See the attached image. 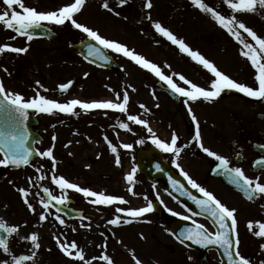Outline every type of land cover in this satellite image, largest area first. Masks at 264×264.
Instances as JSON below:
<instances>
[{
  "label": "rangeland",
  "instance_id": "374dc122",
  "mask_svg": "<svg viewBox=\"0 0 264 264\" xmlns=\"http://www.w3.org/2000/svg\"><path fill=\"white\" fill-rule=\"evenodd\" d=\"M215 1L205 0L222 14L227 13V7L222 3V0ZM151 2L153 7L148 9L144 6L145 0H127L123 6H119L118 0H109L110 7L114 11H108L102 7L103 0H86L81 12L74 18L99 31L102 36L121 42L137 54L143 55L149 61L157 64L166 75H173L174 82L182 87L187 86L179 81L178 76L174 74H183L188 80L206 89L209 88V83L214 77L210 73L208 75L200 71L202 65L193 61L186 53H182L177 45H173L167 38L157 33L153 27L155 22L167 27L174 35L183 39L192 50L201 53L225 74L243 76L242 73L234 70L229 58L230 52L221 48L220 41L217 42L215 34L220 31L219 28L222 30L224 28L209 13L194 6L191 0H151ZM24 3L39 5L36 8L45 11L46 8L56 10L58 5L62 7L72 3V0H24ZM5 9L6 6L2 0L0 12ZM16 10H20L18 6H16ZM12 36H16L13 31L0 24V45L8 43L16 47L27 46L29 51L21 54L5 53L0 55V77L3 79L6 89L21 93L25 98H32L36 93L30 91V84L37 85L36 82L39 81L40 85L48 90L45 92L37 85L40 94L61 103L71 99L87 102H119L116 93H120L119 100L122 101L123 92L127 90L130 97L128 114L138 115L141 119L147 120L156 136L166 142H170L173 132L179 136L177 142V146L181 148L179 164L185 165L187 156L191 158L194 151L198 149V144L193 139L196 123L192 120L189 112L187 119H183L177 112V107H180L181 104H175L166 95L155 93L152 90L155 80H159V78L151 71L111 50L108 51L118 62L119 68L114 71L98 69L86 64L75 53L74 48L66 40H63L64 37L51 42L47 40L28 42L17 38V36L12 40L10 39ZM68 36L79 39L85 37L86 34L75 29L73 35ZM221 36L227 37L224 33ZM5 68L8 69L7 72L4 71ZM85 73H88L87 77H85ZM68 81L74 83L65 93L59 94L58 85ZM26 83L27 89L22 85ZM233 102L238 103L233 97L227 98L224 92L212 101L199 99L189 102L199 123L200 133L208 131L210 125L217 127L218 130L228 131L227 110ZM140 104L145 105L146 109H141ZM186 109L188 111L187 106ZM105 110L107 113L105 118L98 116L101 111H94L91 114L92 118H77L76 120L58 112L55 114L43 113L39 117L43 127L42 139L37 147L42 151L52 147L54 143L52 137L55 134H57L61 147L71 142L68 149H61L59 158L55 160L56 164H60L59 167L63 173L69 174L71 179L82 186H87L96 192H104L107 195L123 197L129 203L93 205L89 203V200L93 198L89 197L87 198V218L76 222L81 225L80 228L66 219H64V224H60L51 215L50 209L45 212L39 202L42 198L40 193L42 186L48 187L50 191L53 190L52 161L50 159L41 158L39 161L30 162L20 171L8 173L11 182L7 188V197H19L26 205L24 199L19 195L18 189L29 188V200L35 207V212H33L26 205L27 214L24 213L25 216L21 219L23 227L20 228L19 219L11 220L12 226H18V232L22 229L23 236L18 233V238L28 237L33 232L39 235L41 247L37 250L35 260L25 264H82V262L73 261L61 251L54 239L57 236L61 240L66 238L69 242L76 241L79 247L84 250L85 258L89 260L101 255L104 249L99 245L106 242V254L113 259L114 264H135L133 252L142 264H221L218 255L213 250L207 251L205 260H200L198 251L177 241L169 232L167 224L161 223L155 213H146L135 219L124 217L131 219V222L127 224L122 222L119 226L108 224V221L117 215L115 211L117 207L139 208L146 206L145 196L148 200L158 201L163 210L174 207V204L161 183L148 182L138 171L135 174L133 185H129L126 181L123 174L126 175L135 167V153L140 145L137 140L143 139L146 148L151 142L150 134L140 125L130 124L133 132L116 127L111 121V116L114 115L112 112L115 110ZM75 111L77 114H82V110L78 107ZM119 114L126 121V114ZM105 135L114 145L119 146L122 143L133 145L131 150L118 147L121 161L119 166L115 163L116 155L110 151L108 143L104 139ZM163 153L172 163L174 156L171 153ZM37 168H42V172L38 173ZM39 175H43L45 179H37ZM103 175L109 176L108 181H104ZM4 176V174L0 176V180ZM16 178L18 180H15ZM29 178L32 180L31 184ZM154 185L155 187H153ZM130 186L138 195H132L128 191ZM17 193L18 196H16ZM157 194L163 204L157 200ZM8 200L10 199L8 198ZM41 212H45L47 220H39ZM198 221L211 231L207 221L201 219ZM237 221L240 253L246 254L245 251H248L251 255H257L256 263L252 264H262L264 249L261 248V245H264V238L257 237L254 234L255 230H249L247 224L252 221L254 228L256 222L264 223V217L255 219L253 214L245 213L237 215ZM88 224L91 225L90 229L82 226ZM243 228L247 230H242ZM23 241L22 249L12 248V255L20 252L31 254L30 241L24 239ZM257 249L262 252H258ZM92 264H105V262L92 260Z\"/></svg>",
  "mask_w": 264,
  "mask_h": 264
},
{
  "label": "snow or ice",
  "instance_id": "6c2138e0",
  "mask_svg": "<svg viewBox=\"0 0 264 264\" xmlns=\"http://www.w3.org/2000/svg\"><path fill=\"white\" fill-rule=\"evenodd\" d=\"M126 2L127 0H118L119 6H123ZM85 3L86 0H74V2L62 6L57 10L45 12L38 11L35 7L26 6L24 0H3V4L6 6V9L0 12V24H2L6 29L14 31L16 36L25 37L26 40L30 42L34 38V30L41 28L48 30L46 25H64L66 22H70L75 29L85 33L91 41H95V44H87V55L85 59H88V57H97L100 60L107 61L108 56L104 55L101 51L102 47L103 49L111 50L117 54H122L140 67L151 71L159 78L160 81L164 82L173 93L185 98L184 103L188 107V112L191 115L192 120L196 123V131L193 137L194 141L198 144L200 149L207 154V156L214 158V160L218 162L213 170L227 176L229 182L237 187L247 199L253 200L258 196H264V183L260 182L259 176L250 178L245 174L243 168L231 166V162L227 157L218 154L203 145L199 130V123L189 104V102H195L199 99L212 101L215 98H218L221 93L225 92V90H237L244 93L248 97L264 100V36L258 35L252 27L247 26L246 23L239 20L236 15L254 13L258 10L264 11V0H222V3L227 6L231 14H222V12L217 10L215 6H210L205 2V0H191V3L194 6L205 13H209L221 27H223L239 42L240 45H242L241 55L250 61L252 67L257 73L254 77L258 84V87L256 88L247 86L244 83L237 82L236 80L230 78L223 71L219 70L213 62L206 59L201 53L192 50L183 39L178 38L167 27L159 22H155L153 24L157 33L167 38V40H169L173 45H177L182 53H186L193 61L202 65V67L214 77V79L210 81L208 89L198 86L188 80L183 74H174L178 76L179 81H182L187 87L180 86L178 83L174 82L173 75H166L157 64L149 61L143 55L137 54L134 50L129 49L127 45L121 42L102 36L99 31L94 30L92 27L78 22L74 17L76 14L81 12ZM16 6L19 7V11L16 10ZM144 6L151 9L153 7L151 0H145ZM102 7L108 11H114V9L110 7L109 0H103ZM116 14L119 15V13ZM149 19H151V17H149ZM243 34H246L247 37H250L251 41L255 43L253 44L248 42L244 38ZM16 36H12L10 39L14 40L16 39ZM97 45H99V47ZM28 51L29 48L27 46L16 47L8 43L0 45V55L5 53L21 54L27 53ZM4 71L7 72L8 69L5 68ZM87 76L88 73H85V77ZM73 83V81H68L58 85V88L60 92L63 93L67 91ZM36 84L39 85V87L45 92L48 91L43 88V85H40L39 81H37ZM133 91H135V89H133ZM116 96L119 102H85L80 99H71L61 103L57 100L47 98L45 95L40 94L39 91H37L36 96L32 98H25L21 93L12 92L6 89L3 80H0V152L4 153V157L0 159V165L7 166L11 164L19 167L21 165L29 164V158L32 156V150L27 147L29 133L25 125V122L29 118V110H36L46 114H55L58 111L60 113L76 115L77 113L75 110L78 107L85 112L93 109H111L118 111L119 113L126 114L127 122H118L117 126L127 132H133V128L130 124L140 125L147 129V132L150 134L151 143L163 152L171 153L174 156L172 161L173 165L179 169L180 175L184 177L188 185L200 194V196L194 195L188 190V188L185 187L183 183H181V181L174 179L171 176L168 177L172 188L179 192L182 196L191 200L199 209V212H195L191 208L187 209L190 215H182L168 209L173 216H179L182 220L191 221L192 226L184 228L178 235L172 233L176 236V239L181 244H185L186 241H190L192 244L199 245L204 248L215 246L222 250L223 257L226 258L227 264H251L250 259L243 256L239 251V238L237 234L238 221L236 218L237 210L235 208H229L227 205L222 203L213 192L201 186L200 183L193 179L181 167L178 162V158L181 154V148L177 146L179 136L173 132L170 142H166L165 140L158 138L153 132V129L149 126L147 120L141 119L138 115L128 114V105L130 102L128 91L125 90L123 92L122 101L119 100L120 93H116ZM139 107L141 109H146V106L143 104H140ZM52 139L53 141L56 140L55 135ZM104 139L108 143L110 151L116 155L115 163L119 166L121 161L118 147L131 150L133 145L130 143H122L119 146L114 145L106 135ZM144 142L145 141L143 139L137 140V143L139 144H143ZM54 146L55 145L53 143L52 147L39 153V155L52 161L51 181L60 189L62 194L54 195L48 187H43L42 191L45 194V197H42L39 202L45 212H47L50 208H55L56 213H59L61 209L57 206L66 205L68 203V190L81 193L86 198H93L89 200V203L93 205L129 203L123 197L107 195L104 192H96L70 182L64 176H57L55 174L56 161L53 155ZM258 148L260 151L264 152V144L259 145ZM253 167L264 171V156L254 160ZM156 168L159 171H163V169L160 168V165H156ZM36 171L40 173L42 172V168H37ZM136 172L137 168L133 167L131 171L126 174L125 179L129 185L134 184ZM37 179L43 180L45 177L43 175H39ZM29 183H32L31 178H29ZM153 187H155V185ZM18 191L24 199L27 207L35 212V207L29 200L30 189L19 188ZM128 191L132 195H138L131 186L128 188ZM169 195H171V193H169ZM156 198L157 200H160L159 194H157ZM145 200H147V204L143 207H117L115 209L117 215L113 219L109 220L108 224L115 226H119L122 222L127 224L131 222V219H126L124 217L135 219L144 216L146 213H151L154 210V204L151 200H148L147 196H145ZM160 203L163 204V201L160 200ZM45 212H41L39 214L40 221L47 220L48 217ZM202 214H207V218L212 220L214 226L218 229L217 231H209L203 223H199L194 219L197 215ZM54 218L60 224L65 223L60 215H55ZM256 224L259 230L255 231L254 234L257 237L264 238V223L256 222ZM82 226L89 229L91 227L90 224ZM247 227L249 230H252L253 222L249 221ZM73 231H75V229H73ZM0 232L5 234L0 235V250L11 256L10 261L7 259L0 260V264H24L25 261L35 260L37 250L41 247L38 233L33 232L28 237L21 238L30 241V255H12L9 241L10 238L18 235V226H9L6 222L0 221ZM54 239H56L57 245L61 251L73 261H79L82 262V264H92V260H99L105 262V264H114L113 259L106 254V242L99 245V247L104 249L101 255L99 257H93L89 260L85 258L84 250L79 247L76 241L69 242L66 238L61 240L58 236L54 237ZM261 248L264 249V245H261ZM132 255L135 264H142V262L135 256L134 252ZM189 259H191V257H189ZM222 264H224L223 261ZM262 264H264V262H262Z\"/></svg>",
  "mask_w": 264,
  "mask_h": 264
},
{
  "label": "flooded vegetation",
  "instance_id": "af4514ba",
  "mask_svg": "<svg viewBox=\"0 0 264 264\" xmlns=\"http://www.w3.org/2000/svg\"><path fill=\"white\" fill-rule=\"evenodd\" d=\"M2 0H0L1 2ZM26 6L29 7H39V5L25 3ZM37 9V8H36ZM47 11L51 10L52 8H46ZM41 11L40 9H37ZM239 20H242L246 23L247 26L252 27L253 30L257 32L258 35L264 36V11L258 10L254 13H243V14H236ZM46 27L50 30L53 34L55 39H51L52 41H56L59 38H67L68 34L72 33V30L66 28L61 25H54L49 24ZM222 31L221 33H219ZM217 31L215 34V38H217V42L220 41L222 43V47L225 51L230 52L229 58L231 59V64L234 66V70L242 73L243 76L238 74H229L228 76L237 82L244 83L247 86H251L253 88L258 87L257 82L255 81L254 77L257 74L256 70L252 67L250 61L241 55V47L242 45L231 36L225 29ZM224 33L225 36H221ZM56 35V36H55ZM244 38L250 42V37H247L246 34H243ZM49 39V41H51ZM223 50V51H224ZM220 70V69H219ZM226 97H233L237 102L231 103L228 113V131L218 130L217 127H213L210 125L208 131L201 132L202 135V143L205 147H208L212 151L217 152L225 157H227L230 162L231 166H237L244 169L245 174L250 178H255L257 176L260 177V182L264 183V171L253 167V161L264 156V152L260 151L258 146L264 144V100H258L252 97H248L244 93L241 92H232L230 94H226ZM238 104V105H236ZM36 114L41 112L36 111ZM37 124L33 127L39 134L42 133V122L39 119V115L37 117ZM216 124V123H214ZM204 136V138H203ZM55 147L53 150L54 155L58 156L61 152V149L65 150L68 149L70 144L67 143V146L61 147L59 144L58 137L56 136ZM239 153V155H238ZM0 159L2 156L0 155ZM193 159V160H192ZM186 164L181 165V167L201 186L205 187L209 191L213 192L214 195L225 205L229 208H235L236 211V218L237 215L241 214H253L255 219H260L264 217V196H258L253 200H249L245 198L241 192L232 188L231 186L225 183V179L228 177L222 175L219 172L214 171L217 161L214 158L207 156L200 148L195 150L194 155L190 157L187 156ZM24 167L16 168V171L22 170ZM59 169V170H57ZM57 176H64L67 180L74 181L71 179L69 174H64L63 170L59 167L57 168ZM61 169V170H60ZM86 170V169H83ZM172 170L175 173H179V169H177L174 165H172ZM11 169L8 166L0 165V176L3 174L5 175L2 180H0V221L6 222L9 226H12L11 220L15 218V220L19 219V226L20 228L23 227L21 219L24 218V213L27 214L26 205L22 202L19 197H7V188L10 183L8 173H11ZM20 179V178H19ZM15 180H18L17 178ZM228 180V179H227ZM186 181V180H185ZM19 183L21 181L19 180ZM77 183V182H76ZM187 183V181H186ZM81 187V184L77 183ZM188 184V183H187ZM190 186V185H189ZM191 187V186H190ZM52 193L54 195H61L60 189L53 184L52 186ZM195 190V189H194ZM196 192V190H195ZM197 193V192H196ZM198 194V193H197ZM68 203L65 205L66 207H73L77 210L83 211V216L87 218V198L83 196L81 193H77L73 190H68ZM18 196V193L16 194ZM170 200L174 204V207H168L172 211H176L182 215H190L187 209L189 207L187 204L174 199L173 197L169 196ZM8 198L10 200H8ZM13 198V199H11ZM21 200V201H20ZM20 201V202H19ZM240 201V203H239ZM19 202V203H18ZM257 208V209H256ZM166 210L167 216H171L170 211ZM56 213V212H55ZM62 218L61 214L57 213ZM199 219L207 221L210 225V229L215 231L214 226L204 217L197 216ZM83 218V219H84ZM82 219V218H81ZM180 219V217H178ZM73 223L75 221L72 220ZM15 224V223H14ZM241 224V223H240ZM241 228L243 227L240 226ZM239 228V224L237 225V229ZM243 228L242 230H245ZM247 230V229H246ZM253 230L257 231L258 227L255 224ZM20 236H23L22 229L18 232ZM22 237H17V235L10 238V250L12 254V248L23 247V239ZM21 251V250H19ZM260 252V251H259ZM262 252V251H261ZM260 252V253H261ZM246 254H242L246 258H249L251 262H255L257 255H251L248 251H245ZM259 253V254H260ZM264 255V252L262 253ZM262 254H260L262 256ZM15 255H19L15 254ZM249 255V256H248ZM11 260V256L8 254L3 253L0 250V260ZM255 259V260H254Z\"/></svg>",
  "mask_w": 264,
  "mask_h": 264
},
{
  "label": "water",
  "instance_id": "95a60500",
  "mask_svg": "<svg viewBox=\"0 0 264 264\" xmlns=\"http://www.w3.org/2000/svg\"><path fill=\"white\" fill-rule=\"evenodd\" d=\"M34 31L36 32V30H34ZM39 33H41V32H39ZM39 33H37V34H39ZM82 42H80L78 44H75L74 47L83 56H86L87 55V47H86L87 44H95V42H93L91 40H85V41H82ZM97 46L99 47V45H97ZM101 51L105 55V51H104L103 48H101ZM88 60L93 61L94 63H96L98 65L106 66L108 68H116L117 67L115 62L113 60H110L109 58H108L107 61H103V60L98 59L97 57H88ZM154 89L156 91L162 90V91L166 92L174 100L177 99L175 93H173L170 89H168L167 87L162 86L159 83H156L154 85ZM228 92H231V90H229ZM35 122L36 121L32 117V111L29 110V118L25 122L27 131L29 133V137H28V140H27V147L32 150V156L29 158V160L36 156V153L33 150V146H32L33 140L35 138V135L30 131V126L32 124H34ZM30 133H31V135H30ZM9 165L11 167H17V166L11 165V164H9ZM156 165H160V168H162L163 171H159L156 168ZM137 166L140 169V171L143 172L150 180L155 181L158 178L163 180L165 182V184H166V187H167L168 191L172 195H174L178 199L186 201L188 204H190L192 206L193 211L199 212V209L196 207V205L191 200H189L185 196H182L179 192H177L175 189L172 188V186H171V184L169 182V179H168L169 176H171L174 179H177L179 181H181V180L177 176L173 175L171 173V171L167 168L165 162L162 161L160 153H159V151L157 149H154V148L150 147L149 150H141V151H139V153L137 155ZM181 183H183V182L181 181ZM189 191H191V190H189ZM44 196H45V194H44ZM57 207H60L61 212H63L68 217L74 216L73 213H70L69 211H67L66 209L62 208L61 206L58 205ZM202 215H206L207 216V214H202ZM190 226H192L191 223H188V222H185V221H172L170 229H171L172 232H174L176 235H178L184 228L190 227ZM186 243L188 245H190V246L198 247L200 249V255L199 256L202 259L205 257V251H206L207 248H211V247L217 248L215 246H209L207 248H204V247H201L199 245L192 244L190 241H186ZM218 250H219V254L221 256L222 261L224 262V264H227L226 258L223 257L222 250H220V249H218Z\"/></svg>",
  "mask_w": 264,
  "mask_h": 264
}]
</instances>
